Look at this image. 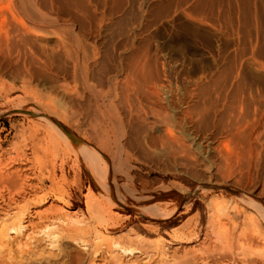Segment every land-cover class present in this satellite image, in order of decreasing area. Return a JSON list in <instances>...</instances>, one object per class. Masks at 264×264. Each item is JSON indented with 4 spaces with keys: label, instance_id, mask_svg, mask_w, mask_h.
<instances>
[{
    "label": "rangeland",
    "instance_id": "374dc122",
    "mask_svg": "<svg viewBox=\"0 0 264 264\" xmlns=\"http://www.w3.org/2000/svg\"><path fill=\"white\" fill-rule=\"evenodd\" d=\"M96 1L92 0L94 6H98ZM206 1L124 0L121 10L98 30L97 35L84 37V47L74 56L63 17L52 24L41 25L23 12L21 0H0V168L25 169L44 204L53 201L67 211L84 215L90 228L89 235L86 233L85 236L87 240H94L95 230L94 233L97 231L106 239L108 248H142L149 258L147 264H192L194 260L197 264H264V247L253 248L246 244L248 240H243L245 235H250L264 241V165L253 172L244 160L236 158L238 152L228 140L207 143L204 139L207 130L191 129L175 116L176 111L172 108L168 113L174 120L172 130L176 144L170 147L158 143L150 146L145 133L139 132L133 134L136 137L131 135L128 151L117 152L114 147L103 151L89 130L94 123L86 110L89 100L93 103L96 99L102 107L113 105L121 116L134 109L125 75L119 72L121 57L125 61L133 52L138 56H152L154 61H151L157 70H161L160 78L166 84L161 93L166 94L170 88L179 98L184 94L181 88L184 83L198 78L207 82L220 74L222 65H226L229 56L241 45L228 32L223 18H228L230 3L234 5L237 1L241 4L246 0ZM249 3L259 15L257 24H261L258 27L261 42L256 50L264 60V0ZM223 5L224 9L221 8ZM221 11L222 17H218L217 12L221 14ZM190 13L196 16H189ZM229 36L235 39L232 41ZM23 37L28 40L26 46ZM6 42H11L10 46L3 48ZM85 47L90 48L87 49L89 53H83ZM76 63L79 65L75 66ZM108 65L110 67L106 68ZM65 68L70 73H66ZM82 72L87 73L88 82ZM242 72L247 82L254 81L250 86L246 83L247 87L255 92L259 86L260 91H257L264 98V75L263 79L260 78L264 69L257 70L244 64ZM97 120L94 125L101 123L100 119ZM155 130L153 133L158 134ZM225 149L231 152V160L222 163L219 152ZM222 170L226 173H221ZM255 170L261 172L255 175ZM2 182L7 184L0 178L1 187H4L0 189L6 191L7 185ZM87 196L93 208L91 213L87 208ZM235 201L255 218L261 234L249 229L248 235L245 229L249 224H246L243 236L235 233L232 240L229 239L232 243L225 244L228 247L222 250L220 258H212L209 255L217 252L208 255L205 249H211L210 245L220 248L223 240H217L214 233L209 240L201 241L208 229L213 206L221 203L229 210ZM26 205L30 206V202ZM55 217L58 215L54 210L47 215L58 224ZM45 221L48 224L49 220H44V225ZM228 226L227 231L232 230V225ZM65 240L50 248L52 252H59L54 253L55 257L45 253L25 264H69V257L81 249H77L73 239ZM214 254L215 257L217 254ZM135 256L139 264L144 262L140 254ZM129 257L120 254L124 264L132 258Z\"/></svg>",
    "mask_w": 264,
    "mask_h": 264
},
{
    "label": "bare ground",
    "instance_id": "6f19581e",
    "mask_svg": "<svg viewBox=\"0 0 264 264\" xmlns=\"http://www.w3.org/2000/svg\"><path fill=\"white\" fill-rule=\"evenodd\" d=\"M123 1L97 0L96 2L98 3V6H94L92 4L93 3L92 0H21V3H23L22 4L23 12L33 21H36L41 25L52 24L54 22H57L58 19H60V17H63L65 21L64 23L66 25V28L64 29L71 38V42H72L71 46L73 49L72 51L75 52L72 53L75 56V54L79 51V49L84 47L83 42L86 41L84 37L86 35L91 36V34H93L92 36H94V34L97 35L96 33L98 32V30L101 29V27L104 24H106V22L108 21L110 22V20L113 19L112 17L121 10L120 7H121V3L123 4ZM249 1L246 0L244 2H241L240 0L241 4H239V2L236 1L234 5L230 3L231 5L229 4L228 7L229 9L227 8L229 11L227 12L229 13L228 18L227 19L223 18L226 20L225 23L228 27L227 29L228 32H230L239 41V43L242 46L240 45V48L235 50L233 55L229 56L228 60L229 59L230 60L228 62L226 61L227 62L226 65H222V68L220 67L221 68L220 74H218L212 80L207 82H202L200 78H198L196 80H191L187 83H184L185 85L184 84L181 85V88L184 90V94H182L183 96H181L182 98H179L180 97L179 95H178L179 97H177L176 94L177 92L175 91L176 92L175 93L170 88L167 89L166 94L163 93L165 94L163 96L161 91H162V87H164L166 84L164 83V81L161 80L159 73V71L161 70H157L153 62L154 60L151 59L152 56L151 58L145 55L138 56L136 53L133 52L132 55L129 58H127L125 61H124L125 58L123 59V57L119 59V65H118L119 72L123 73L125 75L124 78L127 80L126 88H128L131 91V95L130 94L129 95L131 96L133 102L132 101L129 102L130 99L127 100L129 103L132 102V104H134V109H133L134 112L133 111L132 113L128 112V114L121 116L117 113L113 105L105 106V107L103 105L102 107L96 99L94 100L93 103H91L89 100L88 103L86 104V110L89 111V114H91V117L93 119L92 122L95 123L97 119H100L101 121L100 124L96 123L98 125H94V123L93 124L91 123V129L89 130L92 136L95 137L96 140L95 139L94 140L97 141V143L101 146L103 151L104 149L106 150L107 148L111 149L114 147L117 150V152L122 153L127 148L130 149L131 140L133 136L136 137V135L133 134H138L139 132L145 133V140L149 145L150 144L155 145L158 143L160 145L170 147L171 144L175 143L174 142L175 136L172 130L174 120H172V118L168 113V109L172 108L176 111L175 116L183 120L189 127H191V129L199 130L201 128H205L207 131L205 130L206 133L204 134V139L206 140L207 143L212 144L213 142H216L220 139L228 140L227 142L230 145H233L235 151L238 152L236 153L237 156L236 155L234 156H236V158L238 159L241 158L242 160H244L245 161L244 163L247 164L249 169L253 168L252 170L253 172L254 169H259L264 165V98L258 92L260 91L258 90L259 86H256L258 87V89L256 90L253 87L255 92L252 91V88L250 89L249 87H247L246 83L248 84L250 83L249 84L250 86L254 81L252 80L253 81L252 82L250 79L251 77L250 78L248 77L250 79V82L249 81L247 82L246 77L242 72V67L244 64H247V66H250L251 68L257 70L264 69V60L260 58L259 52L256 50L258 42H261V39H259L260 36L258 31L259 29L258 27L261 24L258 26L257 19H259L258 18L259 15L257 16L256 10L250 7ZM224 2L225 1L223 0V3ZM219 5L220 4H218V6ZM221 8L224 9V5L221 6ZM219 12H217L218 17H222V11L221 14ZM189 16H193V15L190 13ZM194 16L196 15L194 14ZM219 23L223 25V23L221 22ZM234 37L233 39L231 37L230 40L232 39L233 41L235 39ZM27 41L28 40L26 39V37H23V43L25 44ZM10 43L11 42H9V44L7 43L6 46L3 45L5 47L3 46L2 47L8 48L10 46ZM26 45L27 44H25V46ZM131 45L133 46V42ZM87 49L88 48L84 49L86 51L83 50V53L85 52L89 53L87 52ZM69 55L71 56V54ZM76 58L77 57H75V59ZM75 61L76 60H74V63ZM150 61L153 63H151ZM79 62L77 61V63ZM77 63L76 65L75 64L73 65L78 66L79 64ZM219 63L217 65H219ZM109 67L110 66L108 65V67L106 68ZM85 68H83V70H85ZM65 72L70 73L69 70H67L66 68H65ZM72 74L74 76V73ZM86 74L87 73H84V76L82 77L86 82H88L89 79ZM250 74H252V72H250ZM263 75L264 72L262 75H260V78H262ZM254 76H252V78H254ZM99 81L102 80L99 79ZM261 91L263 92V90ZM89 123L88 125H90ZM155 128L158 134L153 133V130H155ZM131 135H133L132 138ZM141 136L143 137V135ZM130 138L131 140H129ZM136 141L137 140H135L134 142L135 145L137 143ZM218 144L220 145L221 142H219ZM129 149H127V151ZM217 149L219 150V147ZM217 149L215 152H217ZM224 151L219 152V157H220L219 159L223 160L222 163L225 162L224 160L226 159L229 160L231 158V152L227 150L226 152ZM116 154L118 155V153ZM126 156L125 158H127ZM240 160H238V162ZM240 163L242 162L240 161ZM228 164L230 165V163ZM240 168L242 169V167ZM224 170L226 171V169ZM224 170H222L223 172L221 173H224L225 172ZM262 170L264 171V168ZM109 171H111V168ZM252 171H249V173ZM255 171H256L255 173L256 175L258 171L257 170ZM260 172H258V174ZM0 175H2V177L0 178L2 180L4 179L7 182V184H4L5 182L4 183L2 182L3 185H7L8 188L6 191L0 189V264H25L27 260L30 261L32 260L31 258L37 259L38 257H42L45 253H47L50 256L51 254L54 256V253L56 251L52 252L50 248H53L58 242L63 241L65 239H70V241L71 239H73L74 242L73 244L77 246V249H81L79 253L76 252L75 254L69 257V264H86V263L87 264H124L120 258V254L128 255L130 256L129 258L132 257L130 260H128L127 263L125 262V264H139L138 261L139 256L138 255H137L138 257L135 256L137 253L142 256V259L144 261L142 264H147L149 262L148 261L149 258L147 257V252L142 250V248H135V247L126 248L121 246H119L120 247L119 249H117L118 247H116L115 249L108 248L106 244V239L102 237L100 233H97V231L94 233L95 230L93 231L94 240L93 241L87 240L85 236L86 233L87 235H89L88 230L90 228H88L87 226L88 224L86 223L84 215H82V213H77L76 211H75L76 213L67 211L63 206H56L53 201L49 202L48 205L44 204L43 197L37 192L36 184L32 182L31 180L32 178L28 176L25 169H21L19 167H10V168H6L5 170H2L0 168ZM108 176L111 179L113 178L111 177L110 172L108 173ZM133 179H134L133 177L130 178V181L132 183H133ZM1 185L2 184L0 183V188L3 187V186L1 187ZM29 202H30V206H27L26 204H28ZM239 204H237L235 201L233 206L231 208L229 207L230 208L229 210L227 208L228 206L226 205L221 206V203L220 205L218 203L214 204L212 209V217L209 222L208 229L205 232L201 242L204 243L207 239L209 240L212 237V234L214 233H216L217 240L220 241L223 240V241H221V243L219 244L220 248L211 245H210L211 249L209 250L204 248L205 250H207V252L206 251L205 252L208 255L209 252H217L215 254L214 253L210 254L209 255L210 257L212 256V258H217L218 256H221L222 255L221 253L224 252V251L222 252V250H225L226 247H228L226 245L232 243V242L229 243V239L231 238L232 240V238L235 236V233L238 236L241 235L243 236L244 234L243 227L247 226L248 224H249L248 227L246 229L244 228L246 231L249 229L250 231L252 230L253 233L254 231L255 233L257 231L258 232L257 235H259V233L261 232V231L259 232L260 225L255 220V218L250 214L246 213L244 207H241V204L239 206ZM87 208L90 212L92 208V204L89 196H87ZM53 210L58 215L57 218L55 217L56 221H59L58 224L53 221L55 220L54 218L51 219L53 222L50 220V218L49 219L47 218V215ZM44 220H49L50 223L48 222L47 224L45 221L46 225H44L43 224ZM230 224L232 225V230L227 231L229 230L227 229V226ZM250 226L251 228H249ZM82 234H84V236ZM76 235H82L85 239L82 236L76 238L77 237ZM245 236L243 240L246 241L248 240V243H246L247 245L249 244L248 246L253 248L259 247V249L260 247H264L263 239L258 240L249 237L250 235L249 236L245 235ZM237 238L242 240V238L240 237ZM113 243L114 245L116 244V242ZM57 253H55V255ZM81 254L85 255V257ZM213 254L214 255L217 254V255L214 257ZM227 254L229 255V253ZM215 261L217 260L215 259ZM193 263L197 264L198 262L194 260ZM229 263H231V261Z\"/></svg>",
    "mask_w": 264,
    "mask_h": 264
},
{
    "label": "water",
    "instance_id": "95a60500",
    "mask_svg": "<svg viewBox=\"0 0 264 264\" xmlns=\"http://www.w3.org/2000/svg\"><path fill=\"white\" fill-rule=\"evenodd\" d=\"M64 132L68 135V137L74 142L76 143V140L74 139V137L67 131L63 128Z\"/></svg>",
    "mask_w": 264,
    "mask_h": 264
}]
</instances>
